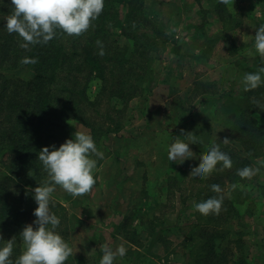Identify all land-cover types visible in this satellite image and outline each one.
Listing matches in <instances>:
<instances>
[{"label":"rangeland","instance_id":"obj_1","mask_svg":"<svg viewBox=\"0 0 264 264\" xmlns=\"http://www.w3.org/2000/svg\"><path fill=\"white\" fill-rule=\"evenodd\" d=\"M217 4L142 0V12L153 24L142 31L156 36L144 93L127 101L116 133L95 141L104 158L98 159L92 190L73 198L57 186L52 195L66 209L57 214V231L74 252L65 264H99L102 243L125 241L127 253L115 264H193L190 254L197 244L188 234L197 232L199 221L193 201L181 199L200 186L189 176L199 167L200 153L206 154L214 142L223 147L225 138L232 142L229 128L243 113L256 115L264 129V85L246 92L241 84L245 72L264 67V59L245 54L253 46L256 27L264 23V0H235L221 18ZM116 10L123 24L128 4L119 3ZM113 31L118 44L130 51L132 40L120 26ZM10 74L30 76L25 68ZM96 87L92 81L90 93ZM70 125L73 132H89L77 121ZM181 131L202 141L191 145L197 158L183 165L167 157V145L183 139ZM234 145L242 152L238 142ZM258 159L264 154L252 158L251 165ZM5 171L0 159V173ZM221 188L234 212L218 224L224 237L217 238V250L227 248V264H264V168L251 179H235ZM151 223L161 230L160 238L149 234Z\"/></svg>","mask_w":264,"mask_h":264},{"label":"trees","instance_id":"obj_2","mask_svg":"<svg viewBox=\"0 0 264 264\" xmlns=\"http://www.w3.org/2000/svg\"><path fill=\"white\" fill-rule=\"evenodd\" d=\"M119 3L128 4L123 24L116 19ZM10 11L5 0L0 6V159L8 171L0 173V239L17 237L11 257L14 260L23 244L18 234L32 223L33 209L37 206L32 189L47 178L37 155L40 149L49 145L58 147L72 138L73 120L87 128L94 141L116 133L123 126L127 101L144 93L143 83L152 72L150 46L156 44V36L142 31L153 25L152 19L142 12V0H105L100 15L81 35L69 36L58 30L47 44L22 49L21 38L4 29V18ZM217 12L221 18L226 8L218 3ZM115 26H120L122 34L132 40L130 51L118 44L113 35ZM153 32L158 34L156 30ZM98 40L102 42L103 55H98ZM24 57H36L37 62L22 63ZM18 68H25L30 76L10 74ZM92 81L97 82V87L90 93ZM229 135L232 142H222L221 150L230 155L232 167L198 179V188L202 189L188 193L181 199L183 203L187 198L195 204L217 195L210 189L212 184L243 181L236 170L251 165L252 158L264 154V129L256 115L241 114L229 128ZM223 196L224 213L222 210L219 214L202 216L195 212L199 221L195 224L197 232L188 234L189 240L197 244L194 254H190L194 255L193 264H227V253L223 250L227 248L217 250V238L224 237L218 224L224 223L234 209ZM50 209L56 215L66 213L54 199ZM160 233V229L150 225V235H157L158 239ZM191 250L192 247L190 253Z\"/></svg>","mask_w":264,"mask_h":264},{"label":"clouds","instance_id":"obj_3","mask_svg":"<svg viewBox=\"0 0 264 264\" xmlns=\"http://www.w3.org/2000/svg\"><path fill=\"white\" fill-rule=\"evenodd\" d=\"M104 2L105 0H8L11 11L4 18V29L21 38L19 46L22 49L47 44L56 37L58 30L69 36H79L100 15ZM234 2L235 0H218L225 8ZM4 3L5 0H0V6ZM97 45L98 55H103L102 42L98 40ZM245 54H255L264 59V23L256 27L253 46ZM21 62L34 64L37 59L24 57ZM241 84L246 92L264 85V67L255 72H245ZM179 136L183 139H174L167 145V157L175 164L183 165L186 161L197 158L191 145L200 146L202 141L193 133L181 131ZM228 141L227 138L223 139L225 144ZM37 155L47 178L32 189L37 205L33 209L35 219L19 232L23 250L14 260L11 257L17 237L0 239V264H65L74 252L69 242L57 231L61 219L50 209L52 195L57 186L73 198L89 193L96 184L98 159L104 158V153L97 148L91 133L87 131L74 132L72 138L65 139L58 147L44 146ZM198 159L199 167L193 168L189 175L193 180L206 178L213 171L230 169L233 165L230 155L222 151L220 144L215 142L206 154L200 153ZM262 168L264 159H258L254 165L238 168L236 174L242 179H251ZM235 187L236 185H232V188ZM210 189L217 195L209 196L192 206L202 216L219 214L221 211L224 190L218 184H212ZM125 244L126 241L115 246L102 243L99 264H115L117 257L123 258L127 253Z\"/></svg>","mask_w":264,"mask_h":264}]
</instances>
